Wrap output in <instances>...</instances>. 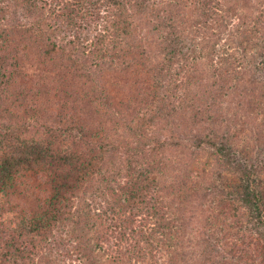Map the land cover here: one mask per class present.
Returning <instances> with one entry per match:
<instances>
[{
    "label": "trees",
    "instance_id": "obj_1",
    "mask_svg": "<svg viewBox=\"0 0 264 264\" xmlns=\"http://www.w3.org/2000/svg\"><path fill=\"white\" fill-rule=\"evenodd\" d=\"M14 1L40 12L54 4L61 7L58 13L51 8L52 18L11 24L10 5L0 0V264H156L163 257L179 264V241H154L155 228L148 223L170 227L166 212L159 214L154 206L175 212L189 207L196 174L216 185L227 181L221 183L225 191L218 205L223 217L232 218L221 227L225 244L232 227L241 230L250 221L264 233V123L256 122L248 100L264 97V0H222L224 6L219 0H157V12L174 28L165 27L168 44L158 48L155 64L151 56L138 55L143 54L139 60L144 57L148 73L157 69L150 86L162 89L171 123L163 126L166 138L159 140L146 137L130 120L118 143L111 140L110 129L103 133L105 123L97 119L104 115L101 107L110 111L114 104L105 81L119 44L113 41L106 48L95 34L94 51L82 52L85 59L78 47L94 23L113 14L108 23L117 32L128 22L127 14L112 0ZM148 3L135 0L132 13L141 15ZM179 19L186 25L183 32L176 31ZM200 26L206 30L197 42L194 33ZM147 37L156 41L152 30ZM195 58L203 59L200 67H211L210 84L191 89L188 79L187 90L183 83L173 86L172 78L186 73L197 79L198 67H191ZM25 60H31L35 81L31 93L15 103L8 92L15 89ZM233 78L237 85L230 88ZM181 90L186 97L179 95ZM232 101L252 116H246L255 131L249 135L258 144L238 140L242 128L230 119L241 117L240 107ZM233 106L236 111L228 110ZM259 109L264 116V108ZM119 152L127 160L124 173L117 184L111 176L104 185L103 169L113 166L109 159ZM108 153L109 161L102 164ZM135 216L141 222L134 228ZM209 238L210 243L222 240ZM257 263L264 264V238Z\"/></svg>",
    "mask_w": 264,
    "mask_h": 264
},
{
    "label": "rangeland",
    "instance_id": "obj_2",
    "mask_svg": "<svg viewBox=\"0 0 264 264\" xmlns=\"http://www.w3.org/2000/svg\"><path fill=\"white\" fill-rule=\"evenodd\" d=\"M5 1L8 5H10L8 17L11 24L20 23L29 25L32 21L40 17L46 19L52 18L53 13L51 12V8H56V13H58V9L61 7V5L54 4L51 5V8L46 6L45 9L42 4L43 2H40L38 4L39 7L41 9H45V11L40 12L42 10L34 11L31 7H26L25 5L16 3L14 0H9L10 2L7 0ZM71 1L72 0H70L69 3H71ZM112 1H115L117 3L116 7H121L122 12L127 14L126 20L130 22V24L127 22L117 32H115V30L111 28L110 23H108L109 20L111 22L113 16V14H110L109 19H104L102 23L99 24H93L90 31L91 35L88 37L83 36L80 39L81 42L78 47V51H80L79 56L85 59L86 56L83 55L82 52L87 54L89 51H94L93 48L95 47L94 45H91V39L92 36H95V34H100L99 38L104 41L103 45L106 48L110 49L113 46V41H116L119 44L118 50L120 49V51L113 60L112 68L108 72L107 79L105 81L114 104L111 106L110 111L105 107H101V111H104V115L102 117L98 116L97 123L102 122V120L104 121L105 124L103 127L105 131L103 130V133L110 129L109 134L112 137L111 140L116 143H118L121 133L123 132L125 134L126 124L130 120L134 121L133 125L138 131H142L146 137H157V139L159 138V140H163L166 138V132L162 128L163 126L166 127V125L171 123V117L167 114L169 111L168 102L162 97V89H160L157 84L154 83L155 86H150L153 84V76L157 73V69L155 72L152 71V73H148L149 67L146 65L144 57L151 56L152 63H156L155 61L157 60L159 53L158 48H164L168 44L167 40L169 37H167L165 27L169 25L174 28L172 26L174 24L172 22L170 23V20L165 14L163 16L162 13L157 12L156 7L157 5H160V2L158 3L157 0H149L147 9L144 7V11L141 15L137 13L135 14V12L132 13L134 10H132L130 6L135 3V0ZM219 1V4L221 3V5L224 6L223 1ZM102 12V15L107 18L109 13L106 9H102ZM179 17L180 16H178V18ZM183 17L186 18V15L184 14ZM185 27L186 25L181 21V19H179V26L176 28V31L183 32L181 30L185 29ZM200 29L201 30H199V32L194 33L195 35L192 34L197 37V42L202 41L200 35L204 34V31L206 30L201 28V26ZM150 30H152L151 38L156 39L154 42H151V40L148 41L149 38L147 37V34ZM85 32H88V30ZM174 38L175 34L171 36L169 44L172 49L174 48V44L172 42ZM144 40L145 43H143ZM139 51L143 52L145 55L140 60L139 58L143 54L139 56ZM127 52L129 53L126 56ZM117 56L118 59H116ZM23 62L26 64L23 66L21 65L22 69H19L17 72L18 75L15 78L16 82L14 84L15 89H10L8 92V96H10L9 99H13V102L15 103H17L16 99L21 96L23 97L27 91L31 93V87L35 81V78L31 74V60H25ZM126 62H128L127 65H125ZM202 63L203 59H196L191 64V67H193V64L198 67L197 69L199 71L197 72V79L189 78V75L186 73L178 77L177 80L172 78V85L175 86L178 85L177 83H179V85L180 83H183L185 86H188V79L191 81V89H199L200 85L203 84L209 85L210 81H207L209 80L207 77H210L209 70L211 67L202 68L200 67L204 65ZM234 78L232 79V82H229L230 88L234 87L233 83L237 85L235 81L236 79ZM246 78L247 77L245 76L242 80H240V83L245 82L244 79ZM193 80L194 82H192ZM187 86L186 90L189 87ZM252 87L253 85H250L247 88L248 90H252ZM179 95L181 97H186L185 95L187 94L186 91L181 90ZM150 99L155 101L157 100V105L156 102L153 105L150 104ZM245 100H247L246 95ZM248 100L250 101L249 105L253 107V110L257 113L258 118L256 122L264 123V116L259 109V107H261V109L264 108V97L261 100L254 97H252V101L251 98ZM232 103L236 106L239 105L240 107L239 111L241 117H234L233 119H230L231 125L240 126L239 129L242 128L243 134L238 133V140L240 139L241 143H245V141H247L249 144H258L256 139H252L255 135H249V133L255 132L253 130V124L248 121L246 117L249 112L245 110V107L239 101H232ZM259 103H261L260 106H258ZM229 109H234V111H236L235 106L228 108V110ZM250 117L252 116L250 115ZM236 121H238V123ZM175 122H178V118L175 119ZM247 123L251 127H248ZM260 130L262 134H264V124H261ZM94 150L99 149L95 148ZM80 151L81 149L78 150V152ZM93 154H98V151L93 152ZM110 155L111 154L108 153L106 157L102 158V160H104L102 164H104V162H108L109 160L113 161V166L110 169H103V175L100 182L104 185L107 184V181L111 176L116 180L117 184L124 173L122 169L124 170L127 166V160L125 159L126 156L122 152H119L116 158L108 160ZM132 167L133 169H136L139 165H133ZM187 172L191 175L195 174L194 170H187ZM220 174L223 175L224 173L221 172ZM197 175L198 174H196L194 179L195 189L192 190V194L188 195L190 199L189 207L175 212L173 208L164 205L154 206V210L157 213L160 214L166 212L164 214L165 221L170 224V227L168 229L162 228L161 226L156 225L153 220L148 223L149 227H152L153 225L155 228L153 240L157 241L165 239V242H169L174 239L175 242L177 239L179 241L177 251L180 261L179 264H258V251L262 245L264 233L257 232L254 229V221L248 222L241 230L232 227L231 229L233 235L231 239L230 236H227L226 243L228 246H226L227 244H225V241L222 239L223 231L221 230V227H223L226 222H230L232 218L226 219L223 217V209L218 205L221 202V192L225 191V189L220 188L223 187L221 183L225 184L227 181L226 179H223L220 184L216 185L212 184L208 178L202 180ZM216 176H218V174ZM95 177H98L97 171L95 172ZM222 195H225V193ZM95 200L100 201L102 204L104 202V200L101 202L100 199ZM140 222L141 216H135L133 222L134 225L132 226L135 228ZM241 223L245 222L242 221ZM235 231H237L238 234H235ZM175 235H177V237ZM211 235L222 240L219 242L218 240H213L210 243L209 237ZM114 254L112 258L117 260V253ZM106 257L109 258V255ZM116 263L113 262V264ZM156 264L169 263H167V258L163 257L162 260Z\"/></svg>",
    "mask_w": 264,
    "mask_h": 264
}]
</instances>
